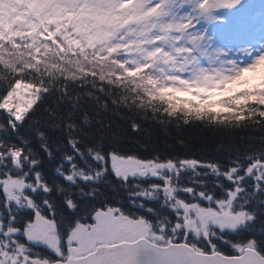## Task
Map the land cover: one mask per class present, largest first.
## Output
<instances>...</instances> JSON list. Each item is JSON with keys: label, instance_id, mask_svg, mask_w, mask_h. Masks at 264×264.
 <instances>
[{"label": "trees", "instance_id": "trees-1", "mask_svg": "<svg viewBox=\"0 0 264 264\" xmlns=\"http://www.w3.org/2000/svg\"><path fill=\"white\" fill-rule=\"evenodd\" d=\"M51 1L0 0V75H14L8 64H15L23 73L22 79H33L39 83L43 78L42 82L51 89L42 95V99L28 118L17 124L16 133L6 128L0 132V139L16 143L23 141L26 149H31V155L37 163L30 171H39L43 178L54 186L53 191L47 194V199L51 202L61 231H65L77 218L90 215V209L86 206L105 201L126 211L139 212L149 217L151 213H147L134 201H142L144 205L171 214L167 207H159L158 198L132 195L138 191L134 184L162 183L161 180L152 176H129L125 184L113 172L110 161L102 163L95 160L86 150L88 147L104 155L114 151L145 160L158 155L160 159L170 156L193 157L226 163L227 158L237 152L243 155L250 147L260 146L258 141L264 133L259 131L209 128L201 123L185 125L179 118L161 116L159 110L163 105L153 102L149 106L147 97L136 87V84L148 77H154L164 85H176L172 70L180 63V60L176 63L159 46L149 52L154 53V56L147 54L143 62H139L136 50L143 45H139L142 35L146 36L142 43L147 42V39L155 43L170 29L186 40L195 41L203 52H206L207 49L203 45L208 46L207 37L219 39L223 37V33L235 27V10L220 7L223 6L220 1L210 0L212 18L200 15L207 25L206 30L190 32L185 31L184 27H177L179 24L184 25L186 21L178 19L175 12L178 3H184V0H173V3L167 6L166 15L161 14L163 7L157 9L156 6H151L146 9V6H143L154 0H118L99 13V20H103L104 25L108 27L107 31L105 27H102L101 31L110 33V43H106V39L102 37L95 44H85L89 39L85 36L86 31H94L91 25L94 20L93 13H85L83 9L87 8L75 6L72 0H64L62 9L50 5ZM192 2L195 0H187L183 4L190 13L195 11L194 8L199 10L201 4L194 5ZM213 5L219 6L212 7ZM149 12H157V15H150ZM86 14L90 17H86ZM243 14L245 17L251 15L248 9L244 10ZM222 15H229L230 21L227 22ZM8 21L10 26L5 28L3 23ZM260 65V68L253 70L264 73V62ZM29 66H32V71H29ZM138 67L142 70L137 77H129L125 72V68L136 70ZM118 74L123 76V79H119ZM255 75V72L247 73V77ZM65 86L67 95L63 94ZM143 86L155 90L160 83H145ZM187 89L185 96H177L176 99L184 100L190 95L204 100L208 96V92L198 88L193 87L190 93H187ZM257 92L264 93V79H261L259 85L251 92L245 91L243 94L254 95ZM166 95L173 97L175 94L169 91ZM139 96H143L142 106H139L141 101L136 98ZM188 103L196 106L194 100H188ZM5 118V114L0 112V120ZM133 122L138 125L137 129L132 128ZM69 125H75V129ZM242 137L244 139H241ZM70 138L78 139L75 148L69 143ZM180 140L184 143H178ZM75 149L80 150L79 154ZM66 155H72L74 162L86 171L91 172L102 167L104 171L95 180L77 179L75 183L70 184L58 171L59 168L67 170L68 162L64 160ZM181 176L184 178L182 182L187 183L188 173H181ZM195 179L205 177L196 176ZM207 179L210 180L211 177ZM57 184L71 188L72 198L80 204L76 211L67 208L64 203L65 193L55 190ZM78 188L85 191L98 188L101 192L93 200L91 197H82L77 192ZM29 194L37 202L38 209L48 214L49 209L41 203L45 194L40 191ZM101 195L104 199L100 198ZM248 206L255 212V219L239 229L237 234L225 235L233 239L236 235L256 236L258 239L264 235V232L260 231L264 230V203L260 202V195ZM0 212L7 220L8 211L2 202ZM13 215V226L20 228L25 226L26 221L34 218L33 209L24 206H13ZM16 239L26 245L30 255H53L46 245L27 240L23 232L17 233Z\"/></svg>", "mask_w": 264, "mask_h": 264}, {"label": "snow or ice", "instance_id": "snow-or-ice-1", "mask_svg": "<svg viewBox=\"0 0 264 264\" xmlns=\"http://www.w3.org/2000/svg\"><path fill=\"white\" fill-rule=\"evenodd\" d=\"M236 2L220 0V4L226 7ZM194 9L193 13H186L190 20L200 15L212 18L208 7ZM177 27L183 28L184 25ZM148 55L151 57L155 54ZM262 55L264 51L258 52L247 63H233L231 70L217 73L222 77L223 89L199 87L210 78L205 69L192 72L186 80L182 75L180 79L184 83L208 92L204 100L190 95L184 100L176 99L177 96L186 95L185 89L164 85L154 77H148L139 84L133 80V83L147 97L149 106L153 102L163 105L159 110L161 116L179 118L185 125L201 123L209 128L247 129L264 133V93L243 94L257 87L259 81L264 79V73L252 70L256 73L253 77L241 75L245 68L252 69ZM193 59L196 60L195 57ZM8 66L14 75H0V112L6 116L0 120V132L7 128L16 133L17 124L28 118L42 95L51 89L42 82L43 78L39 83L33 79H22L23 73L15 64L9 63ZM141 70L140 67L136 70L125 68L129 77H137ZM29 71H32V66H29ZM118 78L123 79V76L118 74ZM145 83H160V86L152 90L144 87ZM169 91L175 95L168 97L166 93ZM191 91L192 87H189L187 93ZM63 94L67 95V86ZM136 98L141 101L139 106H142L143 96ZM188 100H194L196 106L193 107ZM69 127L75 129V125ZM132 128L137 129L138 125L133 122ZM69 143L75 148L78 139L70 138ZM178 143L183 144L184 141ZM258 143L259 147H250L243 155L237 152L228 157L226 163L193 157L170 156L160 159L158 155L145 160L114 151L104 155L88 147L86 150L95 160L102 163L111 161L115 175L125 184L129 176L150 175L161 180L162 183L134 184L138 191L132 195L158 198L159 207H167L171 214L144 205L142 201H134L151 213L149 217L105 201L86 206L90 209V215L77 218L65 231H61L51 202L47 199L54 186L39 171H30L37 163L31 149H26L23 141L16 143L0 139V202L8 211L7 220L0 212V264H264V235L259 239L243 235H236L233 239L225 235L237 234L239 229L255 219L256 214L248 205L257 195L264 203V195H261L264 194V135H261ZM75 151L77 154L80 152L79 149ZM64 160L68 162L67 170L59 168L58 171L70 184L77 179L95 180L104 171L103 167L86 171L74 162L72 155H66ZM185 172L188 173L187 183L182 182L184 178L181 173ZM196 176L205 179L197 180ZM55 190L65 193L64 203L70 211L80 207L79 202L72 198L70 187L57 184ZM37 191L45 194L41 203L49 209L48 214L38 209L37 202L29 194ZM77 192L82 197L95 200L101 190L78 188ZM100 198L104 199L102 195ZM13 206L33 209L34 218L26 221L23 228L13 226ZM19 232H23L29 241L45 243L53 255H30L26 245L16 239Z\"/></svg>", "mask_w": 264, "mask_h": 264}, {"label": "rangeland", "instance_id": "rangeland-1", "mask_svg": "<svg viewBox=\"0 0 264 264\" xmlns=\"http://www.w3.org/2000/svg\"><path fill=\"white\" fill-rule=\"evenodd\" d=\"M116 1L118 0H72V3L75 6H82L87 8V10L83 9V11L85 13L92 12L94 16L93 23L91 22L92 29L94 31H86L85 36H88L89 39L85 42V44H95V42H99L102 37L106 39V43H110V38H108L110 37V33L101 31L102 27H105V30L108 27L104 25L103 20H99V13L105 8L108 9L109 6H111L112 3ZM155 1L157 2L156 6L160 7L161 4L165 6L161 14H165L167 12V6H170L173 3V0H154L150 3L147 2L143 6H146V9H148L151 6H155ZM263 1L264 0H237V2L232 4L230 7L220 6L237 11L243 7H246L250 9L253 15L251 19H242L239 26H235L234 28H232L230 30L232 33L231 37H223L224 39L222 37L219 39H213L211 36L207 37L206 42L208 43V46L203 45V47L207 49L204 58L202 57L203 55L201 53L200 47L197 46V43L195 41L193 42L188 39L186 40L180 37L179 33L168 29L167 33L162 34V36L160 37V41L155 43H152L151 39V41L147 39V42L142 43V41L146 39L145 34L142 35V40L139 45H143H141L140 48L136 50L139 56L137 59H140L139 62H143V58L153 48L159 46L161 47V49H163V52L170 55V57H172V59L176 63H179L180 60L179 65L172 70V75L174 76L173 78H175L174 82L176 86L184 89H187L189 87L198 88L197 86H191L187 83H184L180 78L183 75L184 79L186 80L190 77L192 72H199L200 69H205L209 73L210 78L199 87H203L208 90H212L214 88L223 89L225 85L223 83L222 77L220 75H217V73H225L231 70V68L233 67V63L235 65L247 63L258 52L264 51V8H262V6H264ZM192 3L194 5L201 3L200 9L203 7H208L210 11V0H195V2ZM50 5L62 9L64 0H52L50 2ZM184 7L185 6H183V3L179 2L175 9L178 19L182 21L186 19L184 23V30H189L190 32L206 30L207 25H205L203 18L197 16L195 20H190L186 15V13H190V10L185 9ZM222 16L227 20V22L230 21L229 15ZM86 17L89 18L90 15L86 14ZM88 18L87 20H89ZM146 20L150 21V19L147 18ZM169 22L170 21H167V23ZM194 57L196 58L195 61L193 59ZM258 60L259 62L256 63L252 69L245 68L241 75L247 77V73L249 71H252L253 69L258 67L260 68V64L264 62V55L258 57ZM112 170L114 172L113 168ZM31 242L46 245L45 243L40 241Z\"/></svg>", "mask_w": 264, "mask_h": 264}]
</instances>
